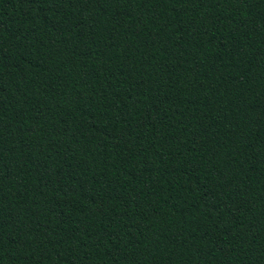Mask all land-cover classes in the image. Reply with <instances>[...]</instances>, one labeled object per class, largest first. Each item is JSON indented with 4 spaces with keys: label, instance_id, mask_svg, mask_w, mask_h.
Masks as SVG:
<instances>
[{
    "label": "trees",
    "instance_id": "16d2710c",
    "mask_svg": "<svg viewBox=\"0 0 264 264\" xmlns=\"http://www.w3.org/2000/svg\"><path fill=\"white\" fill-rule=\"evenodd\" d=\"M0 264H264V0H0Z\"/></svg>",
    "mask_w": 264,
    "mask_h": 264
}]
</instances>
